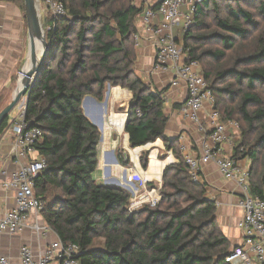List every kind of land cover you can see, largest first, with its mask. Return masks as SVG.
<instances>
[{
    "label": "trees",
    "instance_id": "1",
    "mask_svg": "<svg viewBox=\"0 0 264 264\" xmlns=\"http://www.w3.org/2000/svg\"><path fill=\"white\" fill-rule=\"evenodd\" d=\"M6 1L24 8V0ZM55 1L66 6L67 15L46 14L49 53L24 112L27 128L42 132L35 148L47 168L35 179V194L45 204L46 225L61 242L79 245L80 264H228L231 245L218 224L217 205L207 198L204 184L192 181L179 138L166 137L165 92H154L135 74L142 2ZM222 2L228 3L226 10ZM254 4L257 11L246 7ZM259 18L264 20V0H203L183 43L188 60L203 65L221 120L239 125L234 158L250 160L251 193L264 200V29ZM216 42L220 47L205 48ZM108 87L133 94L125 127L131 147L162 140L178 160L163 172L159 205L132 215L127 191L94 179L101 133L86 118L83 102L87 96L104 101ZM11 124L9 117L0 125V140ZM148 164L143 154L144 170Z\"/></svg>",
    "mask_w": 264,
    "mask_h": 264
},
{
    "label": "crops",
    "instance_id": "2",
    "mask_svg": "<svg viewBox=\"0 0 264 264\" xmlns=\"http://www.w3.org/2000/svg\"><path fill=\"white\" fill-rule=\"evenodd\" d=\"M161 22L162 17L159 16L155 24L159 25ZM0 24V111H2L11 103L17 89V76L27 66L29 60L30 39L25 8L15 2L0 0ZM137 26L141 41L136 45L135 74L145 84L151 85L154 92H165L164 107L169 115L166 137L179 138L178 148L184 158L189 155L198 157L202 154V148L212 130L209 120L211 107L206 105L200 113L202 128L184 115L183 110L188 97L185 85L172 87L173 72L155 70L156 50L152 35L144 30L140 16L137 18ZM132 98V92L127 89L108 87L104 101L87 96L83 102L86 118L101 133L98 147L99 166L94 179L99 185L120 188L129 194L132 190H144L140 185L142 181L146 184L147 181L161 182L165 168L178 161L173 151L168 149L162 140L138 149L131 147L125 127ZM16 109L18 116L11 121L10 128L0 140V218L13 211L16 206L15 190L4 187L20 166L16 161L14 149L15 121L20 114L19 106ZM227 134L235 144L239 143L240 129L229 124ZM222 153L231 155L233 153L231 145L228 143L223 145ZM119 154L127 165L120 161ZM143 154L148 155L147 170L141 165ZM32 157L37 158L36 155ZM250 163L248 158L241 160V164L247 167H250ZM200 182L205 185L207 198L217 205V221L230 242V250L241 245L243 235L237 225L243 216L242 210L238 207L242 189L234 181L227 180L213 162L201 166ZM35 224L46 225L43 215L32 214L28 218L26 228L16 235L8 233L0 235V255L8 258L10 264H23L21 260L23 247H29L34 258L38 260L52 243L60 240L57 233L52 230L46 236L39 235L32 228Z\"/></svg>",
    "mask_w": 264,
    "mask_h": 264
},
{
    "label": "built area",
    "instance_id": "3",
    "mask_svg": "<svg viewBox=\"0 0 264 264\" xmlns=\"http://www.w3.org/2000/svg\"><path fill=\"white\" fill-rule=\"evenodd\" d=\"M143 6L140 15L144 30L152 35L156 50L155 70L168 71L174 74L172 87L185 85L188 93L185 116L201 126L200 113L206 105H210L209 120L212 130L208 141L198 157L186 156L185 161L190 169L193 182L200 183V168L204 164L215 163L222 175L234 181L242 189V198L238 207L243 216L237 228L243 235V243L230 251L225 258L228 264H264V200L251 193L250 167L241 164V160L234 158L235 144L227 134L230 124L240 129L235 122H223L220 113L214 108V96L202 73L199 62L189 61L183 51L181 35L186 34L193 22L194 13L200 0H138ZM202 1V0H201ZM158 6L157 9L155 7ZM42 7L45 14L57 17L67 15L66 6L55 0H43ZM161 16L162 22L155 24ZM1 29V24H0ZM136 45L141 41L138 33L135 37ZM27 100L19 105V117L15 121V158L20 165L12 174L11 181L6 183V189L15 190L16 206L13 211L7 212L0 218V235L8 233L16 235L26 228L28 218L32 214L42 216L45 204L35 194V179L47 168V161L40 157L35 148L42 137L39 128L28 129L24 123V112ZM141 115L140 110H137ZM231 145L233 153L223 155L222 147ZM36 155L37 158L32 156ZM144 190H132L128 200V210L132 215L146 207L156 208L160 200L146 188L145 181L141 184ZM33 230L39 235L46 236L51 231L47 225L35 224ZM80 247L76 243H63L60 240L52 243L43 255L36 260L29 247L21 250L23 264H80L78 259ZM0 264H10L8 258L0 255Z\"/></svg>",
    "mask_w": 264,
    "mask_h": 264
},
{
    "label": "water",
    "instance_id": "4",
    "mask_svg": "<svg viewBox=\"0 0 264 264\" xmlns=\"http://www.w3.org/2000/svg\"><path fill=\"white\" fill-rule=\"evenodd\" d=\"M24 5L30 39V55L27 66L17 76V89L11 103L0 111V125L10 117L24 99H28L30 86L36 79L49 53L48 27L42 1L24 0Z\"/></svg>",
    "mask_w": 264,
    "mask_h": 264
},
{
    "label": "rangeland",
    "instance_id": "5",
    "mask_svg": "<svg viewBox=\"0 0 264 264\" xmlns=\"http://www.w3.org/2000/svg\"><path fill=\"white\" fill-rule=\"evenodd\" d=\"M203 1V0H202ZM202 1L200 0V1H198L199 3L198 4H200V3H202ZM24 5V4H23ZM222 7H223V10H226V7H227V5H228V3H226V2H222L221 4H220ZM231 5H234V4H231ZM138 6H139V4H138ZM24 7H25V5H24ZM246 7H248V8H252L253 9V11H257V7H258V4H254L253 6H249V5H246ZM259 21H260V24H261V28L262 29H264V20L263 19H261V18H259ZM193 23V22H192ZM208 24L210 25V27L211 28H215V24H214V22L212 21V18H210L209 20H208ZM192 25V24H191ZM183 36H184V34H182L181 35V38H183ZM183 51H184V54L187 56V52H185V50H184V43H183ZM209 47H215V48H217V47H220V43H218V42H216V43H212V44H207V45H205V48H209ZM201 68H202V71H203V65L201 66ZM230 81H232V79H229L228 80V82H230ZM227 82V83H228ZM220 86L219 87H226V85H222V84H219ZM18 116V110L17 109H15L12 113H11V115H10V118H11V121L14 119V118H16ZM147 180V179H146ZM163 180H161V182H159V183H156V182H153V185L154 186H149V184H148V181H147V186H146V188H147V190L148 191H152L158 198H159V200L161 201V199H162V196H161V194H162V187H163ZM184 205V207L187 205V204H183ZM100 242L102 241V240H99Z\"/></svg>",
    "mask_w": 264,
    "mask_h": 264
}]
</instances>
